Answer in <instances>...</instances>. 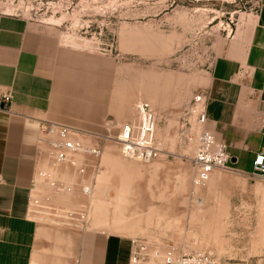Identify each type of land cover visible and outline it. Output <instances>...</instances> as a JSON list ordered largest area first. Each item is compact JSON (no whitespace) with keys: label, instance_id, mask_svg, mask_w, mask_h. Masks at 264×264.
Returning <instances> with one entry per match:
<instances>
[{"label":"rangeland","instance_id":"374dc122","mask_svg":"<svg viewBox=\"0 0 264 264\" xmlns=\"http://www.w3.org/2000/svg\"><path fill=\"white\" fill-rule=\"evenodd\" d=\"M255 5L256 0H0L1 11L48 26L64 43L110 56L127 86L148 82L157 99L175 93L185 101L202 92L220 44ZM144 89L136 100L159 111L160 153L143 162L106 144L88 227L209 254L212 264H264V179L228 168L195 184V142L185 135L193 125L181 130L182 103L162 109ZM32 196L39 201L31 200L30 214L53 233L48 246L35 250L33 264H73L79 228L51 221L44 198L66 204L79 197L36 185Z\"/></svg>","mask_w":264,"mask_h":264},{"label":"crops","instance_id":"0c3cea01","mask_svg":"<svg viewBox=\"0 0 264 264\" xmlns=\"http://www.w3.org/2000/svg\"><path fill=\"white\" fill-rule=\"evenodd\" d=\"M120 70L110 56L64 43L48 26L0 10V91L10 94L0 109V264H33L35 250L52 238V230L28 210L39 164V119L100 130L105 120L130 118L139 88L145 87V96L162 109L185 102L175 93L157 99L148 82L127 86ZM263 85L260 0L220 44L202 89L207 98L204 127L226 143L236 170L250 172L262 142ZM75 234L73 264H128L131 236L95 227Z\"/></svg>","mask_w":264,"mask_h":264},{"label":"built area","instance_id":"2783aa9c","mask_svg":"<svg viewBox=\"0 0 264 264\" xmlns=\"http://www.w3.org/2000/svg\"><path fill=\"white\" fill-rule=\"evenodd\" d=\"M259 2L256 0L253 11ZM9 97V92L0 91V109ZM206 99L203 92H196L180 109L181 130L193 125L185 135H193L195 142L191 156L195 184H202L214 169L232 168L226 143L204 127ZM158 119L156 110L145 99L135 100L130 118L120 122L105 120L100 130L56 119H39L36 136L38 162H45L49 168L38 169L39 178H34L33 185L38 190L40 186H46L68 197H79L76 201L62 204L51 202L44 196L47 203L44 208L51 215V221L85 229L92 209L94 182L102 166L100 159L106 144L112 143L125 157L148 162L160 153L156 136ZM262 134L261 145L252 157L250 172L264 179V119ZM31 200L39 201L31 192L28 210ZM129 240L128 264H212L214 261L209 254L180 251L171 244L137 236H131Z\"/></svg>","mask_w":264,"mask_h":264},{"label":"bare ground","instance_id":"6f19581e","mask_svg":"<svg viewBox=\"0 0 264 264\" xmlns=\"http://www.w3.org/2000/svg\"><path fill=\"white\" fill-rule=\"evenodd\" d=\"M104 149H105V148H104ZM103 152H104V151H103ZM124 157H125V156H124ZM127 158H128V157H127ZM130 159H133V158H130ZM135 160H136V159H135ZM41 167H42V168H47L48 166H46L45 162L42 163V164H38V165H37V169H36V172H35V178H36V179L39 178L38 175H37V171H38V169L41 168ZM48 168H49V167H48ZM214 170H215V169H214ZM214 170H212V171H214ZM212 171H211V172H212ZM211 172H210V174H211ZM210 174H209V176H210ZM209 176L207 177L206 180H208ZM95 224H96V223H95ZM103 225H104V224H101V225H98V224H97V226H99V227H103ZM87 227H88V224H87L86 228H87Z\"/></svg>","mask_w":264,"mask_h":264}]
</instances>
